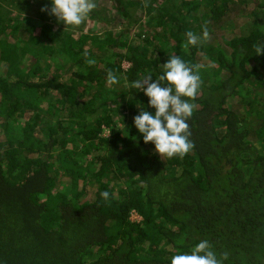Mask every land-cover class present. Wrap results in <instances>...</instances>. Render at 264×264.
<instances>
[{
	"label": "trees",
	"instance_id": "obj_1",
	"mask_svg": "<svg viewBox=\"0 0 264 264\" xmlns=\"http://www.w3.org/2000/svg\"><path fill=\"white\" fill-rule=\"evenodd\" d=\"M111 1L144 12L133 34L51 10L24 30L0 4V264H170L202 239L264 264V0ZM171 55L202 85L193 147L168 158L133 124L155 111L133 82Z\"/></svg>",
	"mask_w": 264,
	"mask_h": 264
},
{
	"label": "clouds",
	"instance_id": "obj_2",
	"mask_svg": "<svg viewBox=\"0 0 264 264\" xmlns=\"http://www.w3.org/2000/svg\"><path fill=\"white\" fill-rule=\"evenodd\" d=\"M51 14L66 26H79L96 7L94 0H50ZM46 9H42L45 11ZM188 45H197L209 37L207 29L202 36L193 31L184 33ZM264 51V44L255 46V54ZM163 73L156 79L142 76L133 86L143 91L148 98V107L154 113L142 110L133 118V124L144 143H152L161 157L171 158L189 152L193 144L189 139L188 119L192 116L194 100L202 85L198 70L189 66L180 56L171 55L163 63ZM116 77L109 73V83H116ZM166 82V83H165ZM187 98V99H186ZM107 199L109 193H101ZM230 260L227 251H217L208 239L197 242L190 252H178L170 264H226Z\"/></svg>",
	"mask_w": 264,
	"mask_h": 264
},
{
	"label": "rangeland",
	"instance_id": "obj_3",
	"mask_svg": "<svg viewBox=\"0 0 264 264\" xmlns=\"http://www.w3.org/2000/svg\"><path fill=\"white\" fill-rule=\"evenodd\" d=\"M247 2L249 3L250 0ZM94 3L96 7L79 26H66L63 22L60 23V26L64 30H68L75 35L82 33L89 35H92V33L105 35L106 32H122L124 35H127L128 33L133 34L136 31V22H139L144 16V12L140 10H131L129 18L122 16L121 14L124 9H121L118 13L115 8L116 3L111 0H94ZM0 4L2 7L6 8V12L9 13L13 20L20 19V25L24 30L28 29L32 23V19L34 22L35 19L38 18L37 15L40 14V12L43 14L45 11L51 10L52 7L50 0H0ZM42 9L46 10L42 11ZM20 37L26 38L25 31L22 33L20 32ZM220 37L216 39H219ZM125 66L127 67V64ZM262 105H264V102ZM251 128L252 130H255V126ZM136 218L140 219L137 215L132 217V219Z\"/></svg>",
	"mask_w": 264,
	"mask_h": 264
}]
</instances>
